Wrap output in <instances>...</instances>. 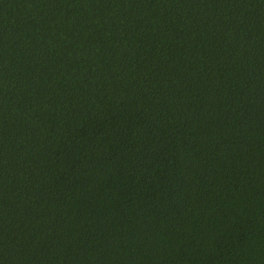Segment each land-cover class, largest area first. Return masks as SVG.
Returning a JSON list of instances; mask_svg holds the SVG:
<instances>
[{"label": "trees", "instance_id": "trees-1", "mask_svg": "<svg viewBox=\"0 0 264 264\" xmlns=\"http://www.w3.org/2000/svg\"><path fill=\"white\" fill-rule=\"evenodd\" d=\"M0 264H264V0H0Z\"/></svg>", "mask_w": 264, "mask_h": 264}]
</instances>
